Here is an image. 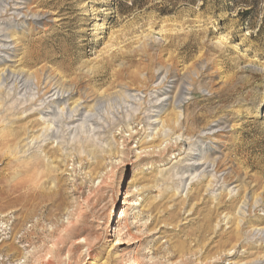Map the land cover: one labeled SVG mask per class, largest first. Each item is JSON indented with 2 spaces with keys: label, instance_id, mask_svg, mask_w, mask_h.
<instances>
[{
  "label": "rangeland",
  "instance_id": "rangeland-1",
  "mask_svg": "<svg viewBox=\"0 0 264 264\" xmlns=\"http://www.w3.org/2000/svg\"><path fill=\"white\" fill-rule=\"evenodd\" d=\"M0 264H264V0H0Z\"/></svg>",
  "mask_w": 264,
  "mask_h": 264
},
{
  "label": "bare ground",
  "instance_id": "bare-ground-1",
  "mask_svg": "<svg viewBox=\"0 0 264 264\" xmlns=\"http://www.w3.org/2000/svg\"><path fill=\"white\" fill-rule=\"evenodd\" d=\"M79 112V111H78ZM73 116V115H72ZM89 120V119H88ZM85 121V120H84ZM87 121V120H86ZM88 122V121H87ZM125 203H126V201H125Z\"/></svg>",
  "mask_w": 264,
  "mask_h": 264
}]
</instances>
